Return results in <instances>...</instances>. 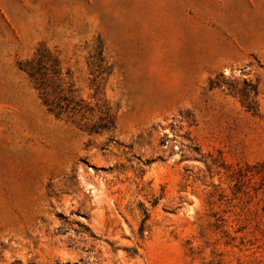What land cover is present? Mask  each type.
<instances>
[{
    "label": "rangeland",
    "instance_id": "rangeland-1",
    "mask_svg": "<svg viewBox=\"0 0 264 264\" xmlns=\"http://www.w3.org/2000/svg\"><path fill=\"white\" fill-rule=\"evenodd\" d=\"M0 264H264V0H0Z\"/></svg>",
    "mask_w": 264,
    "mask_h": 264
},
{
    "label": "trees",
    "instance_id": "trees-1",
    "mask_svg": "<svg viewBox=\"0 0 264 264\" xmlns=\"http://www.w3.org/2000/svg\"><path fill=\"white\" fill-rule=\"evenodd\" d=\"M32 76L34 75V73L33 72H31L30 73ZM148 218V217H147ZM147 218L143 221V224H142V227H141V232L143 231V229H144V223H145V221L147 220Z\"/></svg>",
    "mask_w": 264,
    "mask_h": 264
}]
</instances>
